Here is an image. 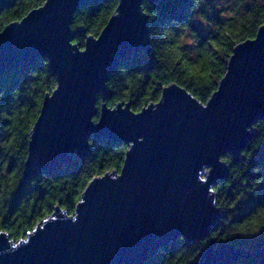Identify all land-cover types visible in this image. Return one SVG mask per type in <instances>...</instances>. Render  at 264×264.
<instances>
[{"label": "water", "instance_id": "obj_1", "mask_svg": "<svg viewBox=\"0 0 264 264\" xmlns=\"http://www.w3.org/2000/svg\"><path fill=\"white\" fill-rule=\"evenodd\" d=\"M88 0H45L0 31V78L47 61L56 86L43 96L27 142L23 181L81 160L90 140L124 143L122 166L91 179L73 214L59 206L17 241L0 231V264H144L169 243L201 241L222 213L214 187L228 174L224 154L241 158L264 118V24L236 44L205 104L176 84L138 112L129 103L99 109L96 96L120 62L149 49L143 0H118L97 37L72 43L74 13ZM252 159L249 160V162ZM256 259L250 250L209 239L190 264Z\"/></svg>", "mask_w": 264, "mask_h": 264}, {"label": "trees", "instance_id": "obj_2", "mask_svg": "<svg viewBox=\"0 0 264 264\" xmlns=\"http://www.w3.org/2000/svg\"><path fill=\"white\" fill-rule=\"evenodd\" d=\"M45 0H0V31L19 21ZM118 0H88L73 15L78 31L72 43L83 48L85 37H97ZM148 17L149 49L120 62L106 82L108 94L96 96L99 109L129 103L140 111L156 103L162 88L176 84L202 104L224 75L233 47L254 37L264 24V0H143ZM56 86L47 61L7 70L0 78V231L17 241L49 216L55 206L68 214L94 177L119 172L127 145L90 140L91 151L60 170L23 181L27 142L45 94ZM253 137L241 158L224 154L229 174L215 187L222 215L209 236L192 244L183 238L169 243L144 264H190L214 239L250 250L264 245V118L252 126ZM252 159L250 162L249 160ZM233 264H257L250 258Z\"/></svg>", "mask_w": 264, "mask_h": 264}]
</instances>
